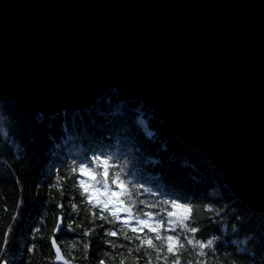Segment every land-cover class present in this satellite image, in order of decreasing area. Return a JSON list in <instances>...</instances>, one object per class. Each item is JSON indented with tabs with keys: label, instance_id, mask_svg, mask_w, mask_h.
<instances>
[{
	"label": "water",
	"instance_id": "95a60500",
	"mask_svg": "<svg viewBox=\"0 0 264 264\" xmlns=\"http://www.w3.org/2000/svg\"><path fill=\"white\" fill-rule=\"evenodd\" d=\"M111 87L264 214V0H0L1 96L51 114Z\"/></svg>",
	"mask_w": 264,
	"mask_h": 264
},
{
	"label": "trees",
	"instance_id": "16d2710c",
	"mask_svg": "<svg viewBox=\"0 0 264 264\" xmlns=\"http://www.w3.org/2000/svg\"><path fill=\"white\" fill-rule=\"evenodd\" d=\"M106 158L112 173L122 171L130 193L126 202H136L127 226L122 214L120 221L109 216L111 223L93 219L91 211L99 209H92L74 186L81 164L95 167V160ZM172 201L194 208L195 239L215 238L203 257L187 246L180 264H264V214L240 203L210 160L143 102L111 87L88 107L41 114L0 95V264H54L50 239L61 217L55 239L69 264H166V258L171 264L176 257L159 241L154 240L159 250L145 245L136 251L137 235L155 234L131 229L141 228L136 219H148L142 213L150 211L157 213L151 223L165 220L161 235L173 234L161 211L171 210ZM107 230L118 234L106 236ZM179 234L182 241L192 235Z\"/></svg>",
	"mask_w": 264,
	"mask_h": 264
},
{
	"label": "snow or ice",
	"instance_id": "6c2138e0",
	"mask_svg": "<svg viewBox=\"0 0 264 264\" xmlns=\"http://www.w3.org/2000/svg\"><path fill=\"white\" fill-rule=\"evenodd\" d=\"M95 167L91 165L81 164L79 166L78 172L81 177L76 183L75 187L81 189V196L86 197L87 203L92 206V209H99V213L91 211L93 219L98 218L100 220L111 223L112 220H109V216L116 221L121 220V213L127 212L128 217H126L122 223L127 226L132 223V206L135 205V200H132V204H128L125 200L126 196H129V189L127 187L126 181L122 179V171L117 170L115 173L111 172L112 164L110 159H97L93 162ZM73 172H76L77 169H72ZM113 186H115L113 188ZM141 204H144V201H140ZM168 203L167 201L165 202ZM150 207L155 208L156 205H150ZM171 210L161 209V211H166L167 215V224L170 226L168 231L174 233L171 235H161V229L165 224L163 218L157 219L155 223H151L150 220L157 213L153 212H143V217H148V219L137 218L136 223L141 225V228L132 227L131 231L135 233L142 232L143 229H147L149 233H154L155 236L145 235L141 238L139 235L136 236V239L140 240L136 251H139L141 247L145 245L147 248L158 249L155 241L161 242V245L166 246L167 253L176 257L171 264H180V253L183 252L187 246H192L193 249L198 248V256H205L206 249H212L215 244V238L208 239L206 241L201 239H195V234L199 231V227L193 222L194 208L190 204H182L176 201L171 202ZM73 210L76 209V205H72ZM211 210V209H209ZM105 213L108 215L106 216ZM59 222L56 225L55 230H59L63 218H58ZM81 226L82 225H78ZM103 225H101L102 227ZM67 227L71 228L72 224L69 223ZM11 229L9 228V234ZM123 232V229L120 230ZM180 232L190 233L191 237L185 235L182 241ZM90 232L88 229L84 230V235H89ZM117 232L113 230H107L105 232L106 236L115 237ZM124 238L126 240H131L132 237L124 233ZM7 237H5L3 243H7ZM106 243H111L106 241ZM52 245L55 247V258L57 260H62L64 264H69V261L64 258L62 255L61 248L57 246L56 240H52ZM115 247V244H112ZM123 247V245H121ZM85 249L89 247L87 243L83 245ZM34 248H30L29 251H33ZM107 255V253H105ZM100 264H104V261L101 260ZM167 264V258H166ZM188 264H193L191 260L188 261ZM196 264H201L200 261H197Z\"/></svg>",
	"mask_w": 264,
	"mask_h": 264
},
{
	"label": "rangeland",
	"instance_id": "374dc122",
	"mask_svg": "<svg viewBox=\"0 0 264 264\" xmlns=\"http://www.w3.org/2000/svg\"><path fill=\"white\" fill-rule=\"evenodd\" d=\"M124 217L126 218V217H128V216H124ZM169 227H170V226L168 225V228H169ZM168 228H167V230H168ZM169 233H172V232L169 231ZM173 234H174V233H173Z\"/></svg>",
	"mask_w": 264,
	"mask_h": 264
}]
</instances>
